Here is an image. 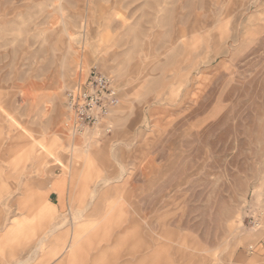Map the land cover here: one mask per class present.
I'll use <instances>...</instances> for the list:
<instances>
[{
    "label": "rangeland",
    "instance_id": "374dc122",
    "mask_svg": "<svg viewBox=\"0 0 264 264\" xmlns=\"http://www.w3.org/2000/svg\"><path fill=\"white\" fill-rule=\"evenodd\" d=\"M91 68L110 134L66 127ZM99 221L75 264H264V0H0V264H60Z\"/></svg>",
    "mask_w": 264,
    "mask_h": 264
},
{
    "label": "built area",
    "instance_id": "2783aa9c",
    "mask_svg": "<svg viewBox=\"0 0 264 264\" xmlns=\"http://www.w3.org/2000/svg\"><path fill=\"white\" fill-rule=\"evenodd\" d=\"M65 103L68 114L66 127L72 132L90 128L110 134L113 130L111 116L120 103V97L112 79L91 68L82 83L66 92Z\"/></svg>",
    "mask_w": 264,
    "mask_h": 264
},
{
    "label": "crops",
    "instance_id": "0c3cea01",
    "mask_svg": "<svg viewBox=\"0 0 264 264\" xmlns=\"http://www.w3.org/2000/svg\"><path fill=\"white\" fill-rule=\"evenodd\" d=\"M88 165V164H87ZM49 192H55L59 195L60 200L63 193V183L61 179H55L49 185ZM38 209V218L46 223L50 224V227L45 233L44 237L40 239L37 249H41L42 245L46 241V234L50 236L51 242L54 243V235L58 229V224L52 223L57 213L56 205L50 203L48 200L42 202H36ZM60 207L62 208V203L60 202ZM75 218H82L84 216V209H77ZM101 221L97 222L95 225L84 224L75 228L69 237L67 244L63 247V254L66 255L65 260L60 264H75L83 255H87L92 249H97L103 241L102 239V228ZM21 227V224L15 223L11 230L7 232V237L14 235L15 231ZM0 241V258L3 257V248L1 247Z\"/></svg>",
    "mask_w": 264,
    "mask_h": 264
},
{
    "label": "bare ground",
    "instance_id": "6f19581e",
    "mask_svg": "<svg viewBox=\"0 0 264 264\" xmlns=\"http://www.w3.org/2000/svg\"><path fill=\"white\" fill-rule=\"evenodd\" d=\"M85 153V152H84Z\"/></svg>",
    "mask_w": 264,
    "mask_h": 264
}]
</instances>
